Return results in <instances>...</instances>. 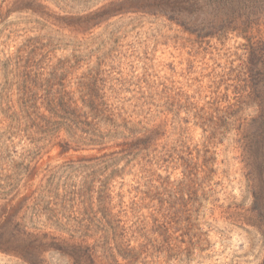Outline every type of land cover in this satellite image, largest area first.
Returning <instances> with one entry per match:
<instances>
[{
  "label": "trees",
  "instance_id": "16d2710c",
  "mask_svg": "<svg viewBox=\"0 0 264 264\" xmlns=\"http://www.w3.org/2000/svg\"><path fill=\"white\" fill-rule=\"evenodd\" d=\"M182 1L169 0L170 21L185 28L191 24L194 29L187 30L200 38L216 31L237 32L246 40L230 56L235 59L193 96L166 77H124L116 66L120 37L114 24L79 40L61 34L52 41L40 22L26 32L14 30L16 25L6 30L9 40L20 41L0 59V154L21 148L36 156L56 145L63 153L93 154L81 157V167L75 161L64 166L70 172L81 168V221L55 215L50 203L37 207L25 219L34 231L1 235L3 252L26 264L43 263L51 251L60 255L58 264L63 259L67 264H173L183 254L176 244L181 227L189 231L191 255L208 250L199 231L204 204H214L218 194L216 149L244 127L243 116L253 106L259 114L251 121L256 129L245 136L247 151L253 169L264 167V0H225L199 24L189 20L196 7ZM102 14L82 16V24ZM255 26L257 34L249 35ZM98 27L92 24L81 34ZM62 45L71 53L53 63ZM232 79L234 103L228 88L220 94ZM209 95L213 101L205 107L192 102ZM190 126L202 129V144H190ZM178 170L181 176L172 180ZM53 179L40 185L41 203L52 194Z\"/></svg>",
  "mask_w": 264,
  "mask_h": 264
},
{
  "label": "rangeland",
  "instance_id": "374dc122",
  "mask_svg": "<svg viewBox=\"0 0 264 264\" xmlns=\"http://www.w3.org/2000/svg\"><path fill=\"white\" fill-rule=\"evenodd\" d=\"M224 1L183 0L182 3L190 2L196 7L194 16L189 20L192 24H199L202 19L208 18L207 12ZM168 5L169 0H0V59L4 54H12L20 41L9 40L6 36V30L15 25L14 30L26 32L35 26V22L43 23L47 26L44 34L50 33L53 41L60 39L61 34L78 40L92 37L107 25L114 24L120 37L116 66L124 77L142 76L145 73L166 77L182 93L193 96L196 91H204L211 84L214 76L223 71L228 59H235L230 56L246 40L238 37L237 32L223 34L216 31L213 37L200 38L187 30L194 29L191 24L185 28L170 21L174 10ZM95 12H102L103 18L99 20L95 17L91 24L86 25L100 27L82 35L81 31L89 27L82 24L85 21L81 17ZM180 17L179 21H183ZM258 29L255 26L249 35H256ZM19 34L24 35L23 32ZM27 34L33 36L36 33ZM64 49L62 45L53 53V63L58 58L69 57L71 51ZM246 79L250 81V76ZM235 85L233 79L228 80L220 90V94H224L228 88L232 103L238 95L235 94ZM57 88L58 85H55ZM212 98L209 95L198 101L192 99V102L201 108L207 102H212ZM261 101L264 103V94ZM256 109L255 106L248 108L243 116L244 127L229 134L216 149L220 165L214 184H218V194L214 204H204L203 225L199 231L205 234L208 250L200 253L197 249L191 255L189 231L181 227L176 234V244L183 254L173 264H264V167L262 170L251 167L245 137L256 129L251 123L259 114ZM182 117L186 115L182 113ZM190 127V144H202V129ZM170 135L171 130L167 128V136ZM92 154L74 150L63 153L60 145L49 153L36 156L24 153L21 148L0 154V241L5 233L24 229L32 233L34 230L28 227L30 224L25 219L32 216L37 207L44 208L49 203L50 208L56 211L55 215L65 217L72 223L81 221V168L70 172L64 166L75 161L77 168L81 167V157ZM48 167L52 169L50 172L47 171ZM61 167L64 168L59 169ZM180 176L181 171H175L172 180ZM52 178V194L44 198L45 203H41L40 185H46L45 181ZM125 182L129 183V179ZM91 202L94 204V214L96 200ZM59 259L60 255L51 251L44 254L43 263L40 264H58ZM67 263L63 259L62 264ZM0 264L26 263L19 257L6 254L0 246Z\"/></svg>",
  "mask_w": 264,
  "mask_h": 264
}]
</instances>
